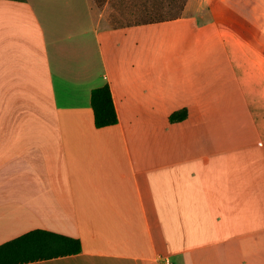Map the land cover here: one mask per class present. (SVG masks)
Listing matches in <instances>:
<instances>
[{
  "label": "crops",
  "instance_id": "0c3cea01",
  "mask_svg": "<svg viewBox=\"0 0 264 264\" xmlns=\"http://www.w3.org/2000/svg\"><path fill=\"white\" fill-rule=\"evenodd\" d=\"M100 1L0 0V245L41 229L82 252L28 264H264V69L214 22L117 26L125 0ZM104 85L118 123L97 128Z\"/></svg>",
  "mask_w": 264,
  "mask_h": 264
},
{
  "label": "rangeland",
  "instance_id": "374dc122",
  "mask_svg": "<svg viewBox=\"0 0 264 264\" xmlns=\"http://www.w3.org/2000/svg\"><path fill=\"white\" fill-rule=\"evenodd\" d=\"M125 3H117L106 10L114 25L138 23L160 12L172 17L183 4L182 16L217 24L227 36L229 49L237 62L240 57L236 49L242 60L245 59L241 66L244 71L253 74L258 68L264 69V0H125Z\"/></svg>",
  "mask_w": 264,
  "mask_h": 264
},
{
  "label": "trees",
  "instance_id": "16d2710c",
  "mask_svg": "<svg viewBox=\"0 0 264 264\" xmlns=\"http://www.w3.org/2000/svg\"><path fill=\"white\" fill-rule=\"evenodd\" d=\"M97 2L99 5L103 4L100 0ZM184 10L185 5L182 4L178 13L172 17H166L163 12H160L155 17L150 16L138 23H128L157 24L169 22L181 18ZM91 105L97 128L109 127L118 123V115L109 85L92 90ZM187 117L188 110L184 108L173 112L169 120L171 123H179L186 120ZM81 252L82 245L79 239L36 229L0 245V264H28L77 255Z\"/></svg>",
  "mask_w": 264,
  "mask_h": 264
},
{
  "label": "built area",
  "instance_id": "2783aa9c",
  "mask_svg": "<svg viewBox=\"0 0 264 264\" xmlns=\"http://www.w3.org/2000/svg\"><path fill=\"white\" fill-rule=\"evenodd\" d=\"M165 264H171L169 261H166Z\"/></svg>",
  "mask_w": 264,
  "mask_h": 264
}]
</instances>
